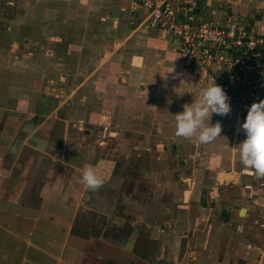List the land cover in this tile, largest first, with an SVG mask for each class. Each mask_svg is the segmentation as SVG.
Instances as JSON below:
<instances>
[{"label":"crops","instance_id":"0c3cea01","mask_svg":"<svg viewBox=\"0 0 264 264\" xmlns=\"http://www.w3.org/2000/svg\"><path fill=\"white\" fill-rule=\"evenodd\" d=\"M195 3L199 20L237 23L251 31L264 24V0ZM38 7L52 10L53 19L47 23L70 25L73 39L102 41L97 57L84 54L81 46L68 48L75 59L73 70L80 61L94 64L73 84L71 94L91 88L92 100L100 104L98 115L94 112L98 121L118 125L110 134L148 129L178 141L175 115L198 100L214 80L204 77L194 59L163 37L134 0H39ZM80 28L85 30L75 32ZM52 38L60 42L63 37ZM257 82L264 87V77ZM260 100L264 95L251 99L248 109ZM63 104L59 101L48 114H40L29 110L33 103L26 99L14 105L8 94L0 96V178H6L0 179V264H264V179H258L239 156L247 115L230 103L229 115L211 118L212 124L222 125L215 141L201 144L182 137L184 150L210 153L223 186L213 200L219 209L228 205L239 220L232 227L222 213L218 215L213 253L207 255L208 241L202 244L205 252L184 250L185 233L181 237L172 234L173 228L142 226L136 218L115 221L110 203L88 204L80 183L83 168L71 149L77 130L69 127L71 119L62 118ZM49 119L57 131L65 122L58 140L52 141L55 134L44 130ZM233 231L238 240L230 238Z\"/></svg>","mask_w":264,"mask_h":264},{"label":"rangeland","instance_id":"374dc122","mask_svg":"<svg viewBox=\"0 0 264 264\" xmlns=\"http://www.w3.org/2000/svg\"><path fill=\"white\" fill-rule=\"evenodd\" d=\"M38 4L39 0H0V96L8 94L14 98V105L26 99L33 103L29 110L40 114H48L54 105L64 101L61 116L67 121L71 119L69 127L77 130L71 146L78 156L77 165L94 168L104 180L97 191H87L88 204L99 207L103 201L106 205L110 203L115 221L136 218L142 226L151 224L164 231L173 228L172 234L179 236L185 233L181 244L184 250L205 252L202 244L208 241L207 255H212V235L218 230V215L222 213L232 227L239 220L230 213L228 205L219 209L213 200L223 186L218 184V168L210 153L186 151L181 145L182 137L174 138L178 141L168 140L155 130L110 134L118 125L98 121L95 113L100 112V104L95 98L92 100L91 88L71 94L73 84L84 79L94 64L93 60L80 61L79 68L73 70L75 59L68 48L81 46L84 54L89 52L97 57L102 41L73 39L69 33L71 26L47 23L46 19L52 21L53 12L39 8ZM41 11L46 16L44 13L39 16ZM65 16L64 13L62 18ZM54 35L63 38L58 42L52 38ZM57 52L63 55L56 56ZM78 121L84 124L80 126ZM64 123L57 131L52 127V119L47 120L44 130L55 134L52 141L58 140L57 132L64 131ZM233 236L230 238L238 240Z\"/></svg>","mask_w":264,"mask_h":264},{"label":"built area","instance_id":"2783aa9c","mask_svg":"<svg viewBox=\"0 0 264 264\" xmlns=\"http://www.w3.org/2000/svg\"><path fill=\"white\" fill-rule=\"evenodd\" d=\"M159 33L174 41L230 97L239 113L247 115L251 99L263 98L264 24L256 31L229 22L199 20L195 0H134Z\"/></svg>","mask_w":264,"mask_h":264},{"label":"clouds","instance_id":"9594fccd","mask_svg":"<svg viewBox=\"0 0 264 264\" xmlns=\"http://www.w3.org/2000/svg\"><path fill=\"white\" fill-rule=\"evenodd\" d=\"M230 97L222 86L215 84L205 88L199 99L185 104L183 111L175 115L177 137L195 138L201 144L215 141L221 136L222 125L219 121L211 123L213 114L227 116L231 113ZM242 129L246 139L239 146L241 163L255 171L258 179H264V100L253 103L248 109ZM6 179V178H0ZM80 183L85 191L95 192L103 184V178L90 166L82 170Z\"/></svg>","mask_w":264,"mask_h":264}]
</instances>
